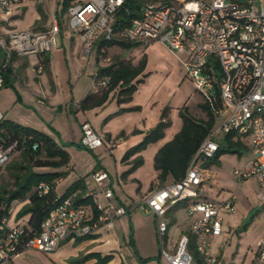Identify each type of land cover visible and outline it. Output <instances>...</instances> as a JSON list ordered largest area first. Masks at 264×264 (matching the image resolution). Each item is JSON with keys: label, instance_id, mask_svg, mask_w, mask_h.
Here are the masks:
<instances>
[{"label": "built area", "instance_id": "2783aa9c", "mask_svg": "<svg viewBox=\"0 0 264 264\" xmlns=\"http://www.w3.org/2000/svg\"><path fill=\"white\" fill-rule=\"evenodd\" d=\"M21 1L0 0V13ZM123 1H75L67 7L68 25L81 39V53L85 57L91 54L94 37L99 31L97 38L101 39H114L119 35L144 44L164 40L172 49H186L184 63L187 73L207 99L213 79H217L213 73L214 63L219 64L218 91L222 107L217 114L223 122L216 128L214 125L201 141L181 180L168 181L150 191L138 203L154 214L158 251L169 264H197L191 243L206 263L215 264L216 255L212 246L222 232L220 212L234 210L236 194L232 192L220 202L204 196L200 191L203 175L199 162L214 157L227 135L233 138L239 136L252 147L250 162L234 167L232 176L239 184L247 178L255 179L257 195L264 201V0L147 1L141 7V16L134 17L130 25L118 29L115 15ZM60 32L61 25L56 19L51 21L46 31L8 30L5 37H0V47L5 56L1 68L9 66L14 56L49 53L60 46ZM44 67L40 58L35 64L37 73L43 72ZM93 76H97V71ZM106 80L102 77L98 81L105 87ZM25 142V139L18 141L14 138L0 143V168L10 159L11 153ZM102 142L103 138L91 124L82 123L80 143L94 149ZM32 148H37V144L33 143ZM91 179L94 182L92 189L103 191L111 200L113 190L107 183L109 173L97 169L91 173ZM49 190L50 184L40 181L38 194H46ZM75 196V191L64 197L57 195L55 204L41 221L39 231L23 240V223L10 224L7 214L2 215L0 264H11L22 250L28 248L55 251L64 239L85 237L96 233L102 226L112 227L114 217L129 211L121 203L102 207L94 196L96 208L100 210L94 217L85 205L75 203ZM177 203L184 204L186 208L189 233H180L178 238L173 239L169 235L170 224L166 218L169 208ZM259 246V264H264V241Z\"/></svg>", "mask_w": 264, "mask_h": 264}, {"label": "rangeland", "instance_id": "374dc122", "mask_svg": "<svg viewBox=\"0 0 264 264\" xmlns=\"http://www.w3.org/2000/svg\"><path fill=\"white\" fill-rule=\"evenodd\" d=\"M62 1L23 0L12 5L8 11L0 13V23L4 25L3 21L6 20L7 30L46 31L50 27L51 21L56 19L63 29V39L69 46L73 41L70 35L72 30L68 25L67 11H63L61 8ZM75 1L86 2L89 0H71V3ZM1 30L0 26V37H5L6 31L2 33ZM97 34L99 36L100 31ZM97 34L95 39L98 37ZM116 49L121 52V56L132 58L134 63L145 57L144 71L149 72L143 77L144 80L140 82L133 93L132 100L123 104L125 109L118 108L116 97H113L104 108H99L97 112L95 110L74 111V108L68 111L64 107L65 100H69V97H78L80 91L89 89L91 78L86 71L92 72L94 68L95 46L92 47L91 54L86 57L82 55L83 59L70 57L72 64L70 76L68 71H65L64 67H67L65 62H63V66L61 56L56 55L55 65L58 75L50 76L54 84L51 83V78H48L47 75L46 81L43 82L48 107L42 108L35 103V95L39 93L38 87L41 85L39 84L40 78L37 79V77H42L41 81L45 78V70L43 73H37L35 69V64L39 59L36 54H29L28 57H25L29 61L26 65V70L29 73L28 89L32 92L23 91L17 83L15 85L18 86V90L22 94L23 103L25 102L26 106H38L39 111L46 117L44 125L47 126L49 132L62 146H69L68 149L72 156L69 168L72 167V170L70 176L66 177V181L71 176L79 174L83 175L86 182H89L90 166L106 168L110 177H113L110 186L113 190L112 199L109 200L103 191L98 189H92V193L96 199L97 195L101 197L102 207H108L111 203H121L120 200L129 203L134 199L137 205H132L131 212L136 213L137 219L141 221L149 216L138 203L147 195L149 186L154 180L153 155L156 149L180 129L182 124L179 115L180 107L185 104L193 116H201L202 108L199 103L204 101L205 97L187 73L184 63L187 56L186 49H172L164 40L159 39L149 41L147 44L137 43L130 49ZM119 52L114 53L113 56L106 49L101 58L102 61L99 63L112 61L115 57L120 56ZM2 59L3 57H0V60ZM9 89L13 90L14 97L18 100L14 85L0 87V91L3 92ZM56 102H60V105ZM162 113L165 115L161 116ZM203 113L205 116L204 111ZM86 118L104 138L102 144L94 149L78 146L80 122ZM161 118L168 121L164 129V137L142 145L136 152L130 153L125 161H122L126 151L137 145L143 139L145 132L150 130ZM215 119L216 128L223 122V119L220 114H216ZM108 135L111 138L109 140L106 138ZM225 141L223 138L220 145L224 146ZM248 147L250 149L241 155L230 151L221 154L220 167L217 166L218 163L209 160L205 161L208 164L199 162L203 175V183L200 187L202 194H205L210 200L220 202L225 200L230 193H236L234 210L220 212L223 219L222 232L214 239L212 246L216 255L215 264H259L260 262L258 250L260 242L264 241V201L257 195L255 179L247 178L237 185L232 176L234 167H241L252 158V147L250 145ZM16 151L15 149L12 152L13 155L17 154ZM139 156L142 158L141 163L139 166L133 167L134 161ZM8 176L9 171L6 166L1 167L0 183L7 182ZM176 207L166 220L172 229L176 228L184 232L187 228L186 208L179 205ZM186 232L189 233L187 230ZM138 235L140 237L142 231H136L135 236L138 237ZM153 244L155 249L151 254L155 255L146 261H153L154 264H169L163 256L158 254L155 241ZM191 249L198 264H208L204 261L202 254L196 252L193 245ZM19 256L23 264H53L54 262L47 251L33 248L22 250Z\"/></svg>", "mask_w": 264, "mask_h": 264}, {"label": "trees", "instance_id": "16d2710c", "mask_svg": "<svg viewBox=\"0 0 264 264\" xmlns=\"http://www.w3.org/2000/svg\"><path fill=\"white\" fill-rule=\"evenodd\" d=\"M147 1L155 0H124L122 6L115 15L116 27L119 29L128 26L131 24L130 22L134 17L141 16V7L147 3ZM70 3L71 0H63L61 5L62 10L66 11ZM116 36L114 39H101L98 52L102 47L106 48L117 45L119 48L130 49L137 43H140L138 41H129L123 37H118L119 35ZM0 57H3V59L0 60L2 86L12 85L13 70L11 64L6 66V68H1V64L5 57L1 47ZM41 61L46 65L48 62V55L42 56ZM145 63V57L135 64L130 58L115 57L105 66L97 65L98 78L106 77L107 84L100 94H87L86 97L80 101L79 107L88 109L96 105H101L108 99V94L111 91L116 92L118 103L131 99L132 93L136 90L138 84L144 80L143 77L147 75V72H144ZM219 70V64L215 62L213 73L217 79H213L209 98H205L204 101L199 103L202 111L205 112V117L193 116L189 111V107L183 104L179 109V115L182 121L180 129L176 131L170 139L158 147L155 152L153 156V165L156 171V185L163 186L167 183L168 178H172L174 181L182 179V176L185 174L190 164V160L198 150L199 144L215 125L216 114L222 107L219 95L220 92L218 91ZM164 115L165 113H162L161 116ZM167 123L168 121L163 118L157 121V124L144 134L143 139L137 145L126 151L122 161H125L130 153L136 152L142 145L164 137V129ZM14 138L18 139V141L25 139L26 142L16 148L17 154L13 155V153H11L10 159L4 165L7 171H9V174L13 176V179L11 178V181L0 183V217L2 216L4 211L3 207L5 205L8 207L13 199H23L28 196L30 199L29 203L17 212L19 217L29 214L27 221L23 224L24 233L21 235V240H23L39 231L41 221L48 215V211L55 204L57 199L56 192L54 191V186L56 184L55 180L65 173L60 170L43 172L35 170L34 168H53L67 165L70 160V154L61 147L53 137L49 136L44 131L27 125L18 124L10 119L0 120V143L7 142L9 139ZM225 140L224 146H219L220 149L216 152L214 157L210 158V162L219 163V157L226 151L241 155L248 149L246 141L239 136L238 138H233L232 135H227ZM33 143L37 144V148H32ZM78 146L81 147L84 145L79 143ZM141 161V156L137 157L132 166H139ZM40 181H45L50 184L48 193L38 194ZM153 186L152 184L151 188H153ZM73 191L76 192L75 203L78 205H85L90 210V213L94 217H97L100 210L96 208L94 196L88 191L83 176L74 180L68 189L60 196L64 197ZM190 247H192V243ZM109 259V255H96V261L92 264H106ZM83 260L84 258L73 259L74 262ZM141 262H143V260H141ZM117 264L125 263L121 261Z\"/></svg>", "mask_w": 264, "mask_h": 264}, {"label": "crops", "instance_id": "0c3cea01", "mask_svg": "<svg viewBox=\"0 0 264 264\" xmlns=\"http://www.w3.org/2000/svg\"><path fill=\"white\" fill-rule=\"evenodd\" d=\"M170 1L175 2L178 0H170ZM3 22L5 24L2 25V23H0V26L2 28V30H1L2 33H5V31L6 32L8 31L7 30L8 27L6 26L7 21L4 20ZM70 35H71V38L73 41L68 46L65 43V40L63 39L64 38L63 37V29L61 27V32H60L61 44H60V46L49 51V53H47V54H42L41 56L37 55L39 57V59L44 55H48V62L44 67V69H45L44 77L45 78L43 81H41L42 77H40V76L37 77V79L40 78L39 84H41V85L38 87L39 93L35 95V98H36L35 103L42 108L48 107L47 106L48 100L45 97L44 85H43L44 83L43 82L46 81L47 76L49 78L50 76L52 77L53 74L58 75L56 65H55L56 55L61 56L63 66H64L63 62H65L67 67H64V68H65V71H68L69 76L72 73V68H71L72 64L70 63V57L72 56V58L74 57L76 59L80 57L81 59H83L82 58L83 53H81V49H82L81 39H79L78 35L73 33V32H71ZM100 40H101V38L95 39L93 42V45H92V47L95 46V50H94L95 65H94V68H93L92 72L86 71L87 75L90 76V78H91L90 87L88 90L80 91L79 95H77L78 97H74V98L69 97L70 98L69 100H65L64 107L68 111H71V109L74 108V111H80L81 110V111L85 112V111H91V110L94 111L95 110L97 112L99 108H104L105 106H107L113 97H116V102H117L116 92L111 91L108 94L109 95L108 99L103 104L96 105L93 108H88V109H82L79 107L80 101L84 97H86L87 94H93L94 93V94L98 95L101 93L102 89L104 88V86L99 84L98 80L100 78H98V76H96L97 78L94 77L93 74H94V72L97 71L96 68L98 69L97 65L105 66L106 64L109 63V62L99 63L102 61L101 58L103 57L105 50L108 49V53L111 52V55L113 54V56H114V53L116 54L119 52V51H117L116 48H118V49L121 48V47L119 48L117 45H112V46H109L106 48L102 47L100 49V51L98 52V46H99ZM92 47H91V51H92ZM121 49L123 50L124 48H121ZM91 51H90V53H91ZM120 53L121 52H119V55H120ZM25 57H28V55H23L20 57L14 56L12 58V61H11V67L13 70L12 85H14V87L17 90L18 100L15 99L14 92L12 89H9L7 91L4 90V92L0 91V114L2 115L0 117V120L10 119L14 122H17L18 124L27 125V126L35 128V129H39V130L47 133L49 136L53 137L54 140H56L55 136L49 132L47 126L44 125V121H45L46 117L42 114V112L39 111L38 106H36V107H33L31 105L26 106L24 104L25 102L23 103V101H22L23 100L22 96H21L22 94H20V92L18 90V86L22 87L23 91L24 90L31 91L30 89H28V85H29L28 84L29 83L28 74L29 73L26 70V65L28 64L29 61ZM119 57H123V56L120 55ZM123 58L128 59L130 57H123ZM130 59L132 60V58H130ZM132 62H133V60H132ZM144 72H146V71H144ZM148 73L149 72H147V74ZM93 78H95V79L93 80ZM15 83H17L18 86H16ZM51 83H53L52 78H51ZM139 84H138V86H139ZM138 86H137V88H138ZM53 88H54V85H53ZM133 95H132L131 99H129V100L122 101L121 103L117 102L118 108L119 109H125V106L123 104L131 101L133 98ZM65 98H67V97H65ZM56 103H58V105H60V102H56ZM49 107L51 108V105ZM198 117H202V118L205 117L203 111L201 113V116H198ZM83 122H87V123L91 124L93 126V128L96 129L94 127V125L88 120V118L84 119L83 121L80 122L81 130H80L79 138L81 137L82 123ZM97 132L99 133V131H97ZM106 138H108V140L111 139L110 135L106 136ZM103 140H104V138H103ZM56 142L61 147H63V148L65 147V146H62L58 140H56ZM246 145L248 147L249 144L246 143ZM68 147L69 146L65 147L64 149L66 151H68V153L70 154ZM157 149H156V151H157ZM249 149H250V147H248L247 151ZM71 158H72V156L70 154V160L67 163V165H63V166H59V167H53V168H51V167L34 168L35 170H38V171L40 170L43 172H51L53 170H60V171L65 172L62 176L58 177L55 180L56 184L54 186V191L56 192V195H61L66 189H68V187L73 183L74 180L83 176V175L75 174V175L71 176L70 179H68L66 181V177H68V175L70 176V174H71L70 171L72 170V167L69 168V165H71ZM219 160H220V157H219ZM250 160H249V162H250ZM205 163H207V162H205ZM217 166L220 167L221 162H219ZM90 167H91V170H90L89 182H86L84 180L86 182L88 191H90V190L92 191V188L94 186V182H92V179H91V173H93L97 169L102 168V167H93V165ZM102 169L106 170V168H104V167ZM155 175H156V171L154 174V180L151 182L147 194L150 191L154 190L155 188L160 187L159 185L155 184V182H156ZM8 177H9L8 181H11V178L13 176H11L9 174ZM168 181H172V178H168ZM168 181H167V183H168ZM112 182H113V177L111 176L110 180H108L107 183L109 186H111ZM152 184L154 186L151 189ZM237 185H240V184L237 183ZM255 187H256V183H255ZM203 195L206 196L205 194H203ZM96 200L99 204H101V205L103 204V201L99 195H97ZM29 201H30V199L28 196H26L23 199H20V198L19 199L18 198L13 199L12 202L10 203V205H8V207H7V205H5L3 207L4 211H3L2 215L7 214L10 224H13L16 222L24 224L27 221L29 214L19 217L17 215L18 214L17 212L23 206H25L27 203H29ZM119 202H121V204L127 206V208L129 209L127 214L114 217L113 222H112V224H113L112 227L102 226L96 233L85 235V237L64 239L55 251L47 252L53 258V260H54L53 264H92L93 262L96 261V255H100V254L102 256H105V255L110 256V259L106 262V264H117L121 261L124 262L125 264H154L153 261H150V260L146 261L152 255H155V254H151V253H153L152 251H154V249H155L154 244H153L154 241L156 242V246L159 249L158 239L156 236V222H155L154 214L144 208V212L149 216H147L144 220L140 221L137 219V214L131 212L133 209L132 205H134V204L137 205V202L134 199L129 203H124L121 200ZM177 205L184 207V204H181V203H177V204L171 206L168 210L167 217L172 215V213H173L172 211H175L174 209L177 208L176 207ZM186 221H187V219H186ZM186 226L188 227V221L186 222ZM138 230L142 231V235L140 236L141 238L139 237V235H138V237L135 236L136 231H138ZM186 230H187V228H186ZM186 230L184 232H182V231L177 230L176 228L172 229L171 225H170L169 235L172 236L173 239H175V238L179 237L180 233H185ZM151 242H152V245H151ZM158 254L160 255V251L158 252ZM82 258H84L83 261H80V262H74L73 261V259H82ZM140 259L143 260V262H141ZM11 264H23V261L20 258L19 254L14 258V260Z\"/></svg>", "mask_w": 264, "mask_h": 264}]
</instances>
